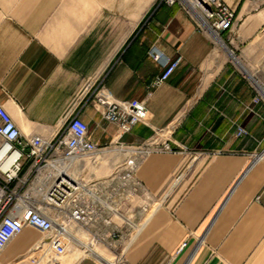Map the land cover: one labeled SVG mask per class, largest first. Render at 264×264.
I'll use <instances>...</instances> for the list:
<instances>
[{
    "label": "crops",
    "instance_id": "obj_1",
    "mask_svg": "<svg viewBox=\"0 0 264 264\" xmlns=\"http://www.w3.org/2000/svg\"><path fill=\"white\" fill-rule=\"evenodd\" d=\"M221 1L236 20L219 40L197 26L186 0H0V104L23 137L53 135L102 79L105 94L143 102L151 121L117 138L88 103L80 116L90 140L137 146L160 132L173 150L150 154L136 173L153 211L119 228L126 241L95 244L112 262L264 264V157L253 156L264 149V120L247 109L264 83V5ZM151 49L183 58L164 83ZM255 110L264 114V104ZM237 126L250 136L237 137ZM39 239L25 228L0 264H107L90 252L71 258L72 244L63 256L44 253Z\"/></svg>",
    "mask_w": 264,
    "mask_h": 264
},
{
    "label": "built area",
    "instance_id": "obj_2",
    "mask_svg": "<svg viewBox=\"0 0 264 264\" xmlns=\"http://www.w3.org/2000/svg\"><path fill=\"white\" fill-rule=\"evenodd\" d=\"M154 1L172 6L183 0ZM251 1L264 5V0ZM186 2L185 11L200 29L219 39L233 31L235 11L221 0ZM149 57L163 68L156 84L168 81L183 63L181 56L171 61L156 49L149 51ZM255 92L247 109L264 120V114L255 110L264 104V83L255 87ZM87 94L85 100L84 93L75 98L61 117L58 130L48 137H23L0 104V252L25 228L40 235L37 250L56 256L65 255L72 242H83L78 232L94 244L106 239L126 241L119 228L131 227L130 212L147 215L153 211L155 203L136 173L150 154L173 152L168 141L158 132L137 146L117 139L98 146L90 140L88 125L80 116L88 103L105 122L116 126L117 138L138 124L149 126L151 113L141 101H123L105 94L102 79ZM235 134L250 136L240 126ZM253 156L264 157V149Z\"/></svg>",
    "mask_w": 264,
    "mask_h": 264
},
{
    "label": "bare ground",
    "instance_id": "obj_3",
    "mask_svg": "<svg viewBox=\"0 0 264 264\" xmlns=\"http://www.w3.org/2000/svg\"><path fill=\"white\" fill-rule=\"evenodd\" d=\"M216 39H219L218 37ZM221 40V39H219ZM81 232H78L77 235L80 236ZM83 234V233H82ZM95 244L92 243L90 240L86 243L85 246H83V244L80 242H72L71 248H77L79 249V251H83L85 252H90L95 254L96 256L100 257V259L104 260V262H106L107 264H119V262L121 261L120 257L117 258L116 262H112L111 260L107 259L106 257L100 255L99 253H97V251L94 249ZM81 247V248H80ZM83 247V248H82ZM109 250V249H108Z\"/></svg>",
    "mask_w": 264,
    "mask_h": 264
},
{
    "label": "rangeland",
    "instance_id": "obj_4",
    "mask_svg": "<svg viewBox=\"0 0 264 264\" xmlns=\"http://www.w3.org/2000/svg\"><path fill=\"white\" fill-rule=\"evenodd\" d=\"M157 204V203H156ZM135 212V211H134ZM135 213H131L130 212V215L132 216V215H134ZM129 218V222H130V224H131V226L133 225V223L134 222H132L131 220H130V217H128ZM125 220H127V219H125ZM36 232V231H35ZM37 233V232H36ZM80 239H83V242H82V244H83V246H85L84 245V243L86 244L89 240H87L85 237V235L84 234H81L80 236H78ZM101 247H103V246H97V245H95L94 246V249L95 250H97V253H101L102 252V248ZM72 249V248H71ZM104 249V248H103ZM84 254V252L83 251H79V249H77V248H73V250H71V254H69L70 255V257L71 258H73V259H77V258H80V256H82ZM110 255H111V258H114V255L110 252Z\"/></svg>",
    "mask_w": 264,
    "mask_h": 264
}]
</instances>
